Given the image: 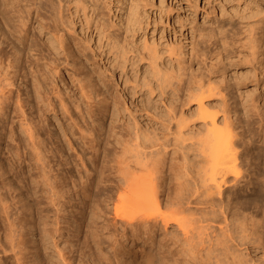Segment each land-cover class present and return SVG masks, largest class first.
<instances>
[{
  "label": "rangeland",
  "instance_id": "374dc122",
  "mask_svg": "<svg viewBox=\"0 0 264 264\" xmlns=\"http://www.w3.org/2000/svg\"><path fill=\"white\" fill-rule=\"evenodd\" d=\"M83 1L87 5L84 10L71 4L68 11H61L62 19L61 16L55 19L54 23L64 39L63 46H59L50 33L38 25L34 12L25 3L21 0H0V70L7 72L8 81H11L10 85L5 86L3 99L6 115L0 116L2 264H13L7 240L8 223L12 219L21 226L20 238L25 246L31 245V240L33 244L37 242L36 231H32L33 236L30 233L29 216L23 206L25 200L40 210L38 218L41 221L38 222L50 225L54 220L58 227V231L52 232L49 239L42 240L44 264H56L58 261L54 244L64 256L71 257L70 264H121L117 253L123 238L126 237L124 244L127 248L146 245L139 244V240L132 241L136 237L114 215L115 200L114 197L106 199L104 183H99V189L93 187L94 205L87 209L88 214L84 219L85 226L90 224L97 229L92 231L91 227H83V230L81 227L75 235L73 228L80 217L77 208L82 207L76 197L79 182L88 176H92L95 183L100 180L98 171L102 166L108 170V164L112 163V152L119 148L116 139L126 135L120 133H132L136 126L155 128L158 133H161L160 129L165 132L164 126H167L172 113H182L187 126L200 128V97L202 102L217 112L220 120L224 105L228 108L237 103L243 114L247 98L264 96V0ZM14 3L16 6H13ZM131 10L135 11V17L127 23V13ZM249 25L262 37V45L256 53H252L240 40ZM149 51L155 52L156 63L161 70L170 74L171 84L158 85L148 65ZM13 53L20 57L18 66L13 63ZM22 78L26 80L25 83ZM88 78H91L90 83ZM35 79L40 84L39 94L33 91L34 85H31ZM197 80L205 84L207 80H212V85H204L206 91L201 96L194 95ZM89 84L90 91L87 87ZM190 92L193 94L190 95ZM99 98H103L107 104L104 112L96 101ZM23 99L30 100L24 107L25 115L28 114L26 117L31 114L32 121L39 122L37 131L39 138H42L40 145H44L42 147L47 152L45 161L49 165V177L54 178L59 189L58 198L55 199L58 207L53 206L48 194H41L40 186L35 183L40 170L21 125L23 115L19 105H23L20 101ZM48 102L50 106H46ZM170 147L167 150L172 149ZM94 148H97L96 152ZM175 155L177 157L178 153ZM170 158L171 154L166 156L167 165L170 160L174 162ZM86 169L89 171L86 172ZM24 182L32 193L30 199L22 195ZM240 186L241 191L243 187L247 188L244 192L239 190L240 197L246 198L253 193L250 192L251 184L245 186L241 182ZM257 189L258 186L255 192L260 194ZM254 213L258 217L261 215L257 209ZM220 217L222 219V215L218 214ZM211 225L213 228L206 231L207 235L212 236L218 229L216 223ZM167 228H155L156 242L168 243L173 233H180L174 225ZM204 233L202 238L206 236ZM83 234L99 242V249L94 245L91 249L94 251L91 256L95 255L97 260L86 254L87 250L82 244ZM203 239L205 244L199 242V247L198 243L197 246L194 243L196 240L193 241L195 248L194 255H191L197 258L195 249L198 252L205 247L204 255L202 251L197 253L201 263L213 254L209 248L211 241L206 243V237ZM230 243L223 245H232ZM25 246L22 250L23 261L32 264L34 262L30 261ZM155 246L150 250L156 254L158 248ZM206 246L209 254L205 251ZM248 247L251 248V245ZM262 250L249 249V256L257 260L255 263L264 264L260 262L264 260V248ZM257 252L263 253V257ZM227 253L223 252L220 257L231 254L230 251ZM156 259L159 260L158 255L155 264L163 263ZM188 261L191 262L189 257ZM163 264L180 263L168 261Z\"/></svg>",
  "mask_w": 264,
  "mask_h": 264
},
{
  "label": "bare ground",
  "instance_id": "6f19581e",
  "mask_svg": "<svg viewBox=\"0 0 264 264\" xmlns=\"http://www.w3.org/2000/svg\"><path fill=\"white\" fill-rule=\"evenodd\" d=\"M21 1L34 12L39 21L38 25L46 29L59 46H63L64 39L57 28V24L54 23L55 19L59 16L62 19L61 11H68L71 4L82 10L87 7L83 0ZM13 6H16V3ZM0 13H2L1 9ZM1 17L3 20L5 19L3 16ZM133 17H135V11L131 10L127 13V23L132 22ZM240 40L251 49L252 53H256L262 45V37L252 25L244 29ZM156 57L154 51H149L148 65L152 75L160 86L171 84L170 74L161 70L156 63ZM19 58L14 54L13 63L15 66L19 65ZM7 75V72L2 73L0 70V116L6 115V107L3 103L6 94L5 86L11 84ZM90 79L88 78L89 83ZM211 81L207 80V84H205V82L197 80L193 89L196 90L194 95L201 96L206 91L204 85H212ZM22 82L25 83L26 80L22 78ZM145 83L148 84L149 82ZM31 85H34L33 91L35 90L39 94L40 84L37 79L32 81ZM88 86L90 87V84ZM89 87L88 90L90 91L91 88L89 89ZM85 89H87L86 86ZM92 90L95 91L93 88ZM189 94L192 95L193 93L190 92ZM201 99L202 97L198 100V116L201 118L200 128L194 129L187 126L182 113H172L168 118L167 126H164L165 132L160 129L161 133H158L155 128L148 127L145 129L136 126L133 128L134 130L132 129V133H120L126 135L120 136L118 139L115 138L116 141L118 140V144H115L116 146L119 145V148L117 150L112 148V151L114 150L111 157L112 163L108 164V170L102 166L98 171L100 180L95 183L92 176H88L79 182L76 197L78 196L77 202L82 207L77 208L80 217L78 216L79 218L76 219L78 221L73 226V228L75 227V235L81 230H78L79 228L91 227L90 224L85 226L84 219L85 215L88 214L87 209L90 210V207L94 205L92 190L93 187L98 188L99 183H104L106 199L110 200L114 197L115 200L113 204L114 215L121 219L123 226L128 227L136 237V239H131L132 241L139 240V244L146 245V247L138 245V247L128 246L129 248H127L124 244L126 237L123 238L120 244L121 248L117 253L121 264H155L157 255L163 263L171 261V263L178 262L180 264H258L255 263L256 259L253 260L251 255L249 256V249L262 250L264 248V96L247 98L243 105V114L239 111L237 103L232 107L228 106V108L224 105L220 120L217 112L202 102ZM20 101L23 102V105H19L23 115L21 125L24 126L29 144L34 151L35 163L40 170L35 183L40 186L38 187L41 194H48L53 206L58 207L55 199L58 198L59 189H57L58 186L54 182V178L49 177V165L45 161V153L47 152L43 148L44 145H42L43 147L40 145L42 138H39L40 135L38 136L37 131L39 130V122L33 120L36 122L34 123L30 117L31 114L28 117H26L28 114L25 115L24 107L30 100L23 99ZM96 101L99 102V108L103 112L107 110V104L104 103L103 98ZM48 105L50 106L49 102L46 106ZM149 128L150 130H148ZM11 134L13 135V132ZM67 139L69 140V138ZM187 140L188 142L185 143ZM170 146L172 149L167 150ZM96 149L94 148L95 152ZM177 153L178 155L175 157ZM169 154H171L170 159L174 162L172 163L170 160V164L167 165L166 156ZM109 155L111 156V154ZM81 160L83 161V159ZM87 169L86 172L89 171ZM241 182L245 186L251 184L252 190L250 192L253 193L245 196L246 198L239 195ZM23 186L25 189L22 195L25 196V199H30L32 193H30L29 187L25 182L24 185L22 184ZM256 186H258L257 190L260 194L255 192ZM246 189L243 187L242 191L244 192ZM23 206L29 216L30 233L33 236L32 231H36L38 238L35 244L31 240V245L25 246L20 238L21 226L14 223L13 219L8 223L7 240L8 248L12 252L13 264H25L22 256L23 245L24 248H27L30 261L34 262L32 264H44L41 252L42 240L44 238L49 239L52 232L58 231V227H56L54 220L53 224L50 223L52 227L48 223L38 222V217L41 214L40 210L36 206L34 207V204L25 200ZM253 209L261 211L260 217L254 213L255 211L252 212ZM218 214L222 215V219L221 217L218 218ZM211 223H216L218 229L212 236L207 235L206 231V229L213 228ZM173 225L180 233L170 234L168 243L163 244L155 241L156 227L160 226L165 230L168 226ZM96 229L97 227H91L92 231ZM204 231L206 243L211 241L209 248L213 254L211 258L207 257L209 248L207 250L206 246L205 251L207 250L208 254L205 253V255L208 259L201 263L197 253L202 251L203 254L205 247L198 252L195 249L198 259L191 255H194V243L195 245L199 242L205 244L203 241L205 237H201ZM83 236L82 244L87 250L86 254L91 256V253L94 252L92 246L94 245L95 248L99 249V242L94 237L89 239L87 234H83ZM228 241L232 245H223V243H229ZM248 245H251V248ZM154 246L158 248L157 255L150 250ZM54 248L58 255V261L55 263L70 264L71 257L64 256L56 244H54ZM228 250L231 253L229 256L224 254L220 257L223 252L227 253ZM261 254L260 257H263V253ZM203 255L202 257H204ZM188 257L191 262L188 261ZM199 257L201 258V254ZM254 257L258 258L259 256ZM90 258L97 260L95 255ZM2 262L0 260V264ZM260 262H264V260Z\"/></svg>",
  "mask_w": 264,
  "mask_h": 264
}]
</instances>
